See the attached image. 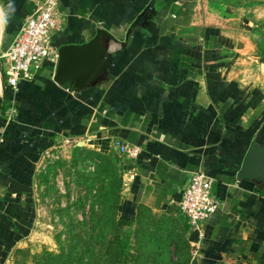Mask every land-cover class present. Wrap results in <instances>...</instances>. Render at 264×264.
Wrapping results in <instances>:
<instances>
[{"label": "crops", "instance_id": "1", "mask_svg": "<svg viewBox=\"0 0 264 264\" xmlns=\"http://www.w3.org/2000/svg\"><path fill=\"white\" fill-rule=\"evenodd\" d=\"M58 1L67 21L53 37L56 62L13 90L0 58V264L35 228L44 155L71 142L117 151V139L141 148L134 159L123 155L119 217L133 220L140 206L177 215L190 173L203 169L220 205L200 231L188 228L198 264H264V167L241 175L253 146L264 157V88L236 67L225 23L238 8L230 0ZM0 6L8 14L1 55L35 0ZM99 28L117 38H100L106 72L80 88L59 83L60 47L85 43ZM11 102L17 112L8 119Z\"/></svg>", "mask_w": 264, "mask_h": 264}, {"label": "rangeland", "instance_id": "2", "mask_svg": "<svg viewBox=\"0 0 264 264\" xmlns=\"http://www.w3.org/2000/svg\"><path fill=\"white\" fill-rule=\"evenodd\" d=\"M225 23L235 33L236 67L264 88V0H230ZM127 161L115 150L75 142L46 153L37 168L39 214L8 264H198L187 218L141 206L119 220Z\"/></svg>", "mask_w": 264, "mask_h": 264}, {"label": "built area", "instance_id": "3", "mask_svg": "<svg viewBox=\"0 0 264 264\" xmlns=\"http://www.w3.org/2000/svg\"><path fill=\"white\" fill-rule=\"evenodd\" d=\"M66 21L67 13L60 9L58 0H35V7L17 31L13 42L0 55L8 86L17 90L20 81L34 79L46 61H57L53 37ZM16 112L17 107L11 102L6 111L7 118H13ZM115 148L129 159L138 157L141 151L139 146L121 139L115 140ZM214 182L215 179L203 169L190 173L178 208L194 231H200L203 222L210 219L220 205L214 193Z\"/></svg>", "mask_w": 264, "mask_h": 264}, {"label": "water", "instance_id": "4", "mask_svg": "<svg viewBox=\"0 0 264 264\" xmlns=\"http://www.w3.org/2000/svg\"><path fill=\"white\" fill-rule=\"evenodd\" d=\"M102 36L117 40L107 29L99 28L95 36L85 43L61 46L55 79L59 83H70L80 88L104 74L108 66L109 49L101 44ZM261 153V148L255 146L251 148L243 164L241 175L264 167V157Z\"/></svg>", "mask_w": 264, "mask_h": 264}, {"label": "clouds", "instance_id": "5", "mask_svg": "<svg viewBox=\"0 0 264 264\" xmlns=\"http://www.w3.org/2000/svg\"><path fill=\"white\" fill-rule=\"evenodd\" d=\"M8 9L14 11V7L11 3L8 5ZM7 15L8 14L5 9L0 6V25L5 24L7 22Z\"/></svg>", "mask_w": 264, "mask_h": 264}, {"label": "trees", "instance_id": "6", "mask_svg": "<svg viewBox=\"0 0 264 264\" xmlns=\"http://www.w3.org/2000/svg\"><path fill=\"white\" fill-rule=\"evenodd\" d=\"M140 207H141V206H140ZM119 220H120L121 222H125V223H128L129 221H131L130 219L123 218V217H120ZM188 228H190V224H189Z\"/></svg>", "mask_w": 264, "mask_h": 264}]
</instances>
